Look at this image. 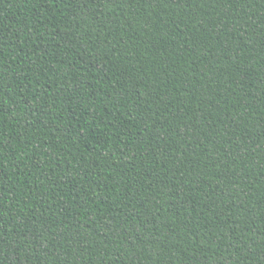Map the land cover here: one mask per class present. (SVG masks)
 <instances>
[{
  "label": "trees",
  "instance_id": "16d2710c",
  "mask_svg": "<svg viewBox=\"0 0 264 264\" xmlns=\"http://www.w3.org/2000/svg\"><path fill=\"white\" fill-rule=\"evenodd\" d=\"M0 264H264V0H0Z\"/></svg>",
  "mask_w": 264,
  "mask_h": 264
}]
</instances>
